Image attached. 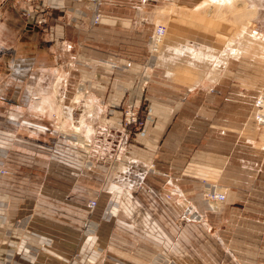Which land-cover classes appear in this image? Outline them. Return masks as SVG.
I'll return each mask as SVG.
<instances>
[{
    "label": "rangeland",
    "instance_id": "374dc122",
    "mask_svg": "<svg viewBox=\"0 0 264 264\" xmlns=\"http://www.w3.org/2000/svg\"><path fill=\"white\" fill-rule=\"evenodd\" d=\"M45 1L0 0V187L17 199L37 200L41 218L32 226L52 234L54 245L68 252V264H152L155 257L158 264H264V151L261 172L233 177L240 185L229 197L220 183L205 178L193 208L183 194L179 240L146 239L141 233L154 232L155 226L149 231L128 209L129 194H139L151 207L158 201L157 194L140 189L150 164L138 153L136 137L147 104L142 89L165 73L153 45L156 31L162 30L168 47L191 38L207 42L203 55L215 57L201 55L202 75L234 67L238 58L254 65L262 81L251 120L264 139V0H245L253 15L234 31L238 39L232 45H225L231 34L215 21V7L202 9L200 0H85L86 29L67 31L69 43L49 42L43 28L62 19L48 16ZM111 2L130 18L126 32L107 26ZM75 3L70 0L69 15ZM36 7L43 8L42 16L34 15ZM181 7L200 8L201 15L212 11L219 29L193 24V13H172ZM180 48L192 54L191 47ZM223 52L230 57L215 68ZM214 194H223V200H214ZM226 199L232 202L225 204ZM160 227L166 234L173 231L169 224ZM27 234L19 239L27 240ZM24 249L27 256L37 254L30 243Z\"/></svg>",
    "mask_w": 264,
    "mask_h": 264
},
{
    "label": "crops",
    "instance_id": "0c3cea01",
    "mask_svg": "<svg viewBox=\"0 0 264 264\" xmlns=\"http://www.w3.org/2000/svg\"><path fill=\"white\" fill-rule=\"evenodd\" d=\"M71 1H77L73 5L77 7L70 15L67 13L70 12V0L45 1L49 6L46 10L48 16L57 19L61 16L62 19L60 23L43 28L49 42L61 39L69 43L67 31L77 27L80 34L81 28L86 29L85 20H81L87 15L85 0ZM109 4L113 5V9L105 12L111 21L106 23L107 26L126 32L130 18L117 11L123 6L118 2ZM96 28L101 30V26ZM81 39L84 40V37ZM174 43L168 47L173 50L172 54H168L166 49V56L161 57L165 73L156 74V78L142 89L147 104L143 128L136 134L141 145L138 153L150 164L140 177L139 188L147 195L157 194L158 201L151 207L140 200L139 194H129L128 209L131 215L136 213L141 216L148 225L147 229L155 226L157 230L153 229L154 232L163 233L155 234L150 229L153 235L141 233L149 240L181 238L182 230L181 226L177 227V217L182 196L185 195L193 208V197H198L200 193V179L220 183L229 197L236 192L235 186L240 185V180L233 177L252 175L254 178L262 168L264 139L251 120L253 100L260 88L262 75L242 58L235 59L234 67L202 75L197 63L202 62V58L180 48L189 46L193 49V39ZM232 201L226 199L225 204ZM36 204L37 200L17 199L0 187V264H68V252L54 245L58 241L52 234L37 231L32 226L41 218L39 209H34ZM197 216L200 218V214ZM65 220L68 222L67 217ZM163 224L172 225L173 231L162 232L160 225ZM25 231L26 234L29 232L27 240L19 239ZM77 237L80 245V234ZM25 243L37 249L35 256H27ZM40 248L45 253H41ZM137 258L140 259L139 256ZM157 258L152 264H158L155 261Z\"/></svg>",
    "mask_w": 264,
    "mask_h": 264
},
{
    "label": "bare ground",
    "instance_id": "6f19581e",
    "mask_svg": "<svg viewBox=\"0 0 264 264\" xmlns=\"http://www.w3.org/2000/svg\"><path fill=\"white\" fill-rule=\"evenodd\" d=\"M200 1L201 2L199 3V6H201L202 4H204L201 7L202 9L203 8H206V7L207 8L208 7H212V6L215 7V10H214V17L216 18L215 21H217V23H219L221 25H225V27H223V26L220 27V25H219V27L220 28H223V30L225 29V30H228L230 32L231 36L228 39H226L227 40V43L225 41V45L226 44L227 45H232L238 39V37H236V33L234 31H236V30L238 31L239 29H242V26H241V28L239 27L240 24H242L243 22L248 23L250 16L253 15V9L248 7V5H247V3H246L245 0H227L226 2H224L223 5L222 4L220 5V3L219 4H216V2H213L212 3L211 1H210L211 3L210 2L209 3H206L207 1H205V0H203V2H202V0H200ZM199 9L200 8H193V9H189V10L187 9L186 10V8L181 7L180 9H178L179 11H176V10L175 11L171 10V11H172L173 14H174V12H180V13H182V16H185V14H188V13H189L188 15H190V13L191 14L193 13L192 14L193 24H199L200 26L201 25H204V26H208L209 25V26L214 27L213 29H219L218 26L217 27L214 26L215 25V21L213 20V13H212V11L210 13L207 12V13H204L203 15H201V14H198L199 13ZM169 14H171V13H169ZM198 15H201V16H198ZM233 25H235V26L237 25L238 26L237 29H236V27L233 28L232 27ZM172 26H173V24H172ZM164 36H165V34L160 35V36H157V38H156L155 46L157 47V53H159L158 54L159 56L157 55L158 57H163V54L165 53L166 48H168V45L167 46L164 45V39H165ZM208 41H210V40H208ZM166 42H167V40H166ZM204 42L201 41L200 39L199 40L193 39V43H192L193 44V49H192V51L190 53H192L193 55L197 56L198 58H203L204 57V59H213L215 57L213 53H210L209 54V53H206L205 52L206 53V56L203 55V49H205V48L208 49V47L210 46L207 42H205V43ZM187 52H188V50H187ZM201 55H203V57ZM228 56H229V53H225V52L221 53V55L218 56L219 58L217 59V62H216L217 63V66L219 64L223 63V61ZM188 69H186V70H188ZM262 103H263V106H264V102H261V104ZM75 129L77 130L78 128L75 127Z\"/></svg>",
    "mask_w": 264,
    "mask_h": 264
},
{
    "label": "built area",
    "instance_id": "2783aa9c",
    "mask_svg": "<svg viewBox=\"0 0 264 264\" xmlns=\"http://www.w3.org/2000/svg\"><path fill=\"white\" fill-rule=\"evenodd\" d=\"M26 2L27 3H35L34 0H26ZM42 9L43 8L36 7L35 10H37V11H34V15L35 16H42V14H39L38 13L39 11L41 12ZM161 32H162V30L156 32L155 35L153 36V39L152 40H153V45H154L155 48H156V46H155L156 38H157V36H160L161 35ZM211 196H213V199L216 200V201L223 200V198H224L223 194H214V195H211ZM93 205H94V202H91V206H93Z\"/></svg>",
    "mask_w": 264,
    "mask_h": 264
}]
</instances>
